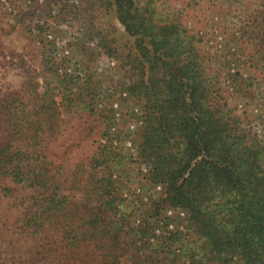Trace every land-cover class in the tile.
<instances>
[{
    "label": "rangeland",
    "instance_id": "obj_1",
    "mask_svg": "<svg viewBox=\"0 0 264 264\" xmlns=\"http://www.w3.org/2000/svg\"><path fill=\"white\" fill-rule=\"evenodd\" d=\"M79 1L48 0L41 14L35 10L38 0L29 8L25 0H11V10L0 8V100L9 109L0 112V143L16 153L32 151L33 140L42 159L33 168L47 166L50 184L70 210L66 225L58 219L41 233L26 232V208L34 197H44L43 190L0 179V264H101L92 246L78 252L63 239L75 223L71 210L78 220L89 218V207H99L101 200L116 201L110 215L127 232L119 264H220L193 256L202 243L191 228L190 211L165 201L162 185L148 180L150 168L140 160L147 116L131 92L134 73L122 55L109 57L82 23L69 20ZM158 2L163 16L181 17L207 56L217 77L212 99L223 98L247 116L264 141V90L253 80L254 70L246 69L241 27L225 24L217 0ZM113 13L101 14L100 24L115 46L128 50L132 38ZM49 33L72 54L53 57L57 66L64 64L62 73L48 63ZM228 264L246 262L235 254Z\"/></svg>",
    "mask_w": 264,
    "mask_h": 264
},
{
    "label": "trees",
    "instance_id": "obj_2",
    "mask_svg": "<svg viewBox=\"0 0 264 264\" xmlns=\"http://www.w3.org/2000/svg\"><path fill=\"white\" fill-rule=\"evenodd\" d=\"M217 1L225 24L241 27L239 49L247 58L246 69L254 70L253 80L264 90V0ZM158 4L80 0L69 20L82 23L109 57L122 55L134 73L131 92L147 116L140 160L150 168L148 180L162 185L165 201L190 211L191 228L202 243L193 256L228 264L240 254L246 264H264V141L247 116L228 108L223 98L212 99L217 77L207 56L181 17L176 12L163 16ZM112 12L132 38L128 50L115 46L100 24L101 14ZM4 103L0 100V112L9 110ZM31 144L32 151L14 153L10 144L0 143V179L43 190V198L30 200L22 221L26 232L37 234L58 219L66 225L70 210L50 184L47 166L33 168L41 156ZM3 191L11 192L8 187ZM101 201L89 207V218L78 220L71 210L75 223L63 239L78 252L92 246L101 264H119L127 232L110 215L116 201Z\"/></svg>",
    "mask_w": 264,
    "mask_h": 264
},
{
    "label": "built area",
    "instance_id": "obj_3",
    "mask_svg": "<svg viewBox=\"0 0 264 264\" xmlns=\"http://www.w3.org/2000/svg\"><path fill=\"white\" fill-rule=\"evenodd\" d=\"M11 0H0V8H3L4 10H11L12 9V5H11ZM26 2V6L32 7L34 4L32 2V0H25ZM48 2V0H38V7L39 9H35L37 12H39V14L42 13V8H44V6L46 5V3ZM14 14H16L17 12L13 11ZM48 40L52 43L51 46V54H49L50 61H53V57L57 58V57H61V58H69L71 59L72 54L71 52L67 49V47H65L64 42L61 40V38L59 36H54L53 34L49 33L47 35ZM55 66V70L62 73V70L64 68V64H62L61 66H57V64H54Z\"/></svg>",
    "mask_w": 264,
    "mask_h": 264
}]
</instances>
